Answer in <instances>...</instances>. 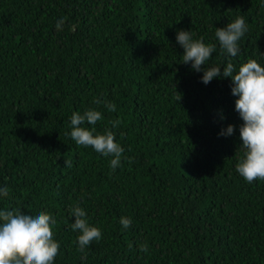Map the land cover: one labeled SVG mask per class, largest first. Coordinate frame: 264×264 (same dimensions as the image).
<instances>
[{"label": "trees", "instance_id": "16d2710c", "mask_svg": "<svg viewBox=\"0 0 264 264\" xmlns=\"http://www.w3.org/2000/svg\"><path fill=\"white\" fill-rule=\"evenodd\" d=\"M240 16V51L221 55L216 28ZM181 29L216 44L207 63L221 72L228 59L264 66V0H0V211L52 214L54 264H264V180L236 171L232 80L203 83L183 63ZM88 109L124 148L114 171L70 136ZM77 206L102 231L84 251Z\"/></svg>", "mask_w": 264, "mask_h": 264}, {"label": "clouds", "instance_id": "9594fccd", "mask_svg": "<svg viewBox=\"0 0 264 264\" xmlns=\"http://www.w3.org/2000/svg\"><path fill=\"white\" fill-rule=\"evenodd\" d=\"M64 19L57 21V29L62 30ZM248 31L243 16L237 17L225 27H217L215 37L219 42L221 55L236 57L240 51L239 41ZM192 31L179 30L177 42L183 47V63L191 62L196 72L203 71L202 82L208 84L217 77H230L233 83L232 94L237 96L236 111L243 120L240 126V139L244 155L236 165V171L248 182L264 180V66L256 59H249L237 70L231 59L221 72L220 66H208V61L216 51L215 43H205L204 38L193 39ZM264 55V53H261ZM204 66V67H202ZM96 103L101 101L96 100ZM109 111H116L114 103L106 105ZM103 119L102 113L88 109L83 114L74 112L70 118V136L76 145L93 147L97 153L112 157L110 167L114 171L121 165L124 148L116 141V133L106 129L97 132L95 125ZM113 127H119L120 121H112ZM91 125V127L85 126ZM235 125H228L219 135L231 136ZM65 166L72 167L71 159H65ZM10 189L0 187V197H7ZM75 217L71 227L79 231L78 251L102 238L99 227L91 226L87 212L82 207L72 209ZM56 218L45 212L38 215L24 214L20 209L0 211V264H54L60 244L54 239ZM123 229L130 227V218L122 217ZM140 250L147 252V245L142 244Z\"/></svg>", "mask_w": 264, "mask_h": 264}]
</instances>
